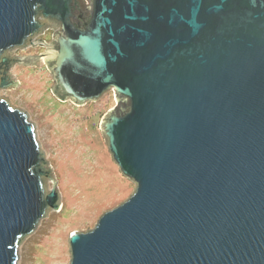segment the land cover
Here are the masks:
<instances>
[{"label": "water", "instance_id": "water-1", "mask_svg": "<svg viewBox=\"0 0 264 264\" xmlns=\"http://www.w3.org/2000/svg\"><path fill=\"white\" fill-rule=\"evenodd\" d=\"M39 58L62 101L113 93L99 128L135 184L69 235L68 264H264V0H0V91ZM56 183L0 94V264L60 209Z\"/></svg>", "mask_w": 264, "mask_h": 264}, {"label": "rangeland", "instance_id": "rangeland-1", "mask_svg": "<svg viewBox=\"0 0 264 264\" xmlns=\"http://www.w3.org/2000/svg\"><path fill=\"white\" fill-rule=\"evenodd\" d=\"M54 30L37 37L50 43ZM46 47L34 45L12 55H42ZM11 74L19 82L1 90L11 104L25 111L36 127L37 140L54 173L61 206L50 211L18 248L17 264H68V237L91 229L108 209L125 200L135 184L123 176L112 160L99 123L115 106L112 92L97 101L76 105L51 92V74L42 58L37 66L15 64Z\"/></svg>", "mask_w": 264, "mask_h": 264}, {"label": "built area", "instance_id": "built-area-1", "mask_svg": "<svg viewBox=\"0 0 264 264\" xmlns=\"http://www.w3.org/2000/svg\"><path fill=\"white\" fill-rule=\"evenodd\" d=\"M112 95H113V93H112Z\"/></svg>", "mask_w": 264, "mask_h": 264}]
</instances>
